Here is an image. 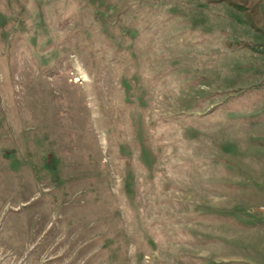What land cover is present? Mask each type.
Listing matches in <instances>:
<instances>
[{
	"label": "rangeland",
	"instance_id": "rangeland-1",
	"mask_svg": "<svg viewBox=\"0 0 264 264\" xmlns=\"http://www.w3.org/2000/svg\"><path fill=\"white\" fill-rule=\"evenodd\" d=\"M256 2L0 0V264H264Z\"/></svg>",
	"mask_w": 264,
	"mask_h": 264
},
{
	"label": "trees",
	"instance_id": "trees-1",
	"mask_svg": "<svg viewBox=\"0 0 264 264\" xmlns=\"http://www.w3.org/2000/svg\"><path fill=\"white\" fill-rule=\"evenodd\" d=\"M209 3H214V4H218L219 2H223V3H226L228 4L229 6H234L235 8H237L238 10H244V13L245 14V17H247V21L251 24V27L252 29H258V23L260 22V16H259V13H258V4L256 2V0H251L253 3V6L249 7V3H248V0H207ZM242 1H246L247 4L244 5L242 3ZM257 4V5H256ZM257 7H256V6ZM241 45H244L246 48H250V49H256L257 46L253 45L252 43H242ZM261 49L259 50H262V46L260 47ZM259 52V51H258Z\"/></svg>",
	"mask_w": 264,
	"mask_h": 264
}]
</instances>
